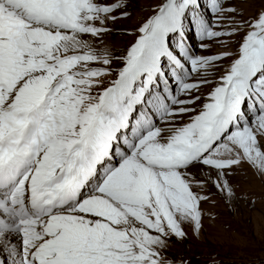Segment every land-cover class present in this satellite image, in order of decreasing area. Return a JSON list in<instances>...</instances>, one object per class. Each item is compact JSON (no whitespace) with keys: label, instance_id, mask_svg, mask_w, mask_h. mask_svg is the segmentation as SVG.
<instances>
[{"label":"snow or ice","instance_id":"obj_1","mask_svg":"<svg viewBox=\"0 0 264 264\" xmlns=\"http://www.w3.org/2000/svg\"><path fill=\"white\" fill-rule=\"evenodd\" d=\"M124 7L0 0V264H175L170 239L202 228L190 169L228 197L233 168L264 177V8L159 0L121 55L93 47Z\"/></svg>","mask_w":264,"mask_h":264},{"label":"rangeland","instance_id":"obj_2","mask_svg":"<svg viewBox=\"0 0 264 264\" xmlns=\"http://www.w3.org/2000/svg\"><path fill=\"white\" fill-rule=\"evenodd\" d=\"M111 3L113 0H105ZM159 0H126V7L118 9L114 15L118 18L107 22L111 32L103 37V43L99 40L89 39L93 47H107L115 55H121L126 47L133 41L134 30L148 15L151 8ZM205 5L202 8L205 15L211 19L206 7V0H201ZM227 5L235 7L240 13L237 20H247L254 17L256 12L264 8V0H225ZM129 13L126 17H120V13ZM234 15V14H229ZM228 21H221L227 26ZM244 28L240 33L231 37H222L221 40L229 41L227 50L235 51L241 40ZM191 36L193 51L198 55H212L226 50L224 44L215 41H205L210 45L207 49L198 47L199 41ZM229 61L220 62L221 67L209 79L219 76ZM113 68L119 67L113 63ZM212 84L201 89L207 93ZM187 119V117H185ZM197 180H204V186L194 187L193 191L206 197L201 201L202 228L195 234L190 225L184 224L186 238L178 240L172 237L169 247L163 250L166 259L173 260L175 264L186 261L187 264H264V177L256 174L247 164H242L232 169L233 174L228 177L234 195L228 197L218 190L212 179L208 178V172L199 167L190 169Z\"/></svg>","mask_w":264,"mask_h":264}]
</instances>
